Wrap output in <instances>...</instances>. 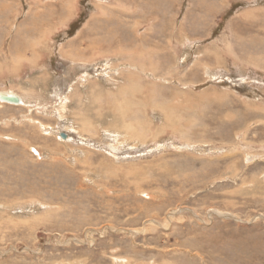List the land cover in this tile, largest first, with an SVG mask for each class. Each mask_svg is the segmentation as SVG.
<instances>
[{"label":"rangeland","instance_id":"1","mask_svg":"<svg viewBox=\"0 0 264 264\" xmlns=\"http://www.w3.org/2000/svg\"><path fill=\"white\" fill-rule=\"evenodd\" d=\"M1 91L0 264H264V0H0Z\"/></svg>","mask_w":264,"mask_h":264},{"label":"bare ground","instance_id":"2","mask_svg":"<svg viewBox=\"0 0 264 264\" xmlns=\"http://www.w3.org/2000/svg\"><path fill=\"white\" fill-rule=\"evenodd\" d=\"M39 44V43H38ZM20 59V58H19ZM26 59V58H25ZM31 62H33V61H31ZM19 65V64H18ZM1 95H13V96H18L19 98H20V102L19 103H21V101L23 102L24 101V99L22 98V96L21 95H18L17 93H14V92H12V91H1L0 92V97H1ZM21 96V97H20ZM0 100H2V101H5V100H3V99H1L0 98ZM8 102V101H7ZM129 102H131L130 100H129ZM12 103V102H11ZM129 105V104H128ZM127 105V107L129 108V106ZM126 107V106H125ZM124 107V108H125ZM132 108V107H131ZM126 109V108H125ZM168 109V108H167ZM129 111H130V109H128ZM128 111V112H129ZM165 111V110H164ZM126 127H128L130 130H131V133L133 134V136L134 135H137V136H141L142 134H143V132H140L139 130H136L135 128H134V126H132V124H127L126 125ZM142 133V134H141ZM62 136L63 137H65V139L67 138V136L65 135V134H62ZM35 151H37L36 149H35ZM38 152V151H37ZM40 154V153H39ZM217 213H219V214H221V212H217ZM133 231V230H132ZM142 231H144V230H142ZM138 231L137 230H134L132 233H137Z\"/></svg>","mask_w":264,"mask_h":264},{"label":"water","instance_id":"3","mask_svg":"<svg viewBox=\"0 0 264 264\" xmlns=\"http://www.w3.org/2000/svg\"><path fill=\"white\" fill-rule=\"evenodd\" d=\"M0 98L3 99V100H5V101L12 102V103H19L20 102V98L18 96L1 95Z\"/></svg>","mask_w":264,"mask_h":264}]
</instances>
